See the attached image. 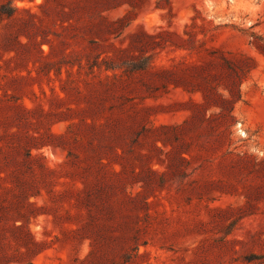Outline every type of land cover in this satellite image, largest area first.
<instances>
[{
    "label": "rangeland",
    "instance_id": "rangeland-1",
    "mask_svg": "<svg viewBox=\"0 0 264 264\" xmlns=\"http://www.w3.org/2000/svg\"><path fill=\"white\" fill-rule=\"evenodd\" d=\"M6 1L1 145L50 143L5 264H264V0Z\"/></svg>",
    "mask_w": 264,
    "mask_h": 264
},
{
    "label": "trees",
    "instance_id": "trees-1",
    "mask_svg": "<svg viewBox=\"0 0 264 264\" xmlns=\"http://www.w3.org/2000/svg\"><path fill=\"white\" fill-rule=\"evenodd\" d=\"M45 0L44 2H47ZM115 0H73L75 5L86 11H99V9H107L111 7ZM19 8L13 7L10 1L0 4V23L4 18H11ZM101 23L95 27L98 30L105 28L106 21L100 17ZM257 48L260 46L256 42H252ZM264 51V50H263ZM31 77V76H30ZM17 80L18 78H25L23 76L9 77L6 73H0V86L2 80ZM5 95V92H3ZM6 105L2 96L0 95V241L7 239V233L19 246H24L26 252L32 250L31 246H38L40 243L35 241L29 231L28 224L31 217L34 215V202L28 199L30 196H37L38 190L33 178H27L26 171L31 169V160L34 156L31 150H36L48 145L50 142L43 140L41 137L34 135H26L21 137L18 133H12L18 139V147H12L11 151L6 152L1 143H7L6 129L14 124V120L22 117V112L14 109L13 115L6 113ZM20 148L23 149L25 157L18 161L15 160L13 154H18ZM12 156V157H11ZM36 158L42 159L40 154ZM27 169V170H26ZM0 264L8 263L9 259L14 257L13 254H8L1 246L0 248ZM31 264V262H28Z\"/></svg>",
    "mask_w": 264,
    "mask_h": 264
}]
</instances>
